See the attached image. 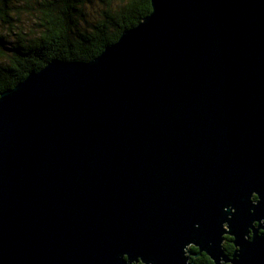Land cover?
Wrapping results in <instances>:
<instances>
[{
  "label": "water",
  "instance_id": "obj_1",
  "mask_svg": "<svg viewBox=\"0 0 264 264\" xmlns=\"http://www.w3.org/2000/svg\"><path fill=\"white\" fill-rule=\"evenodd\" d=\"M151 9L0 94V264H264V0Z\"/></svg>",
  "mask_w": 264,
  "mask_h": 264
},
{
  "label": "trees",
  "instance_id": "obj_2",
  "mask_svg": "<svg viewBox=\"0 0 264 264\" xmlns=\"http://www.w3.org/2000/svg\"><path fill=\"white\" fill-rule=\"evenodd\" d=\"M151 10V0H0V94L53 60L92 61ZM21 15H35L36 31Z\"/></svg>",
  "mask_w": 264,
  "mask_h": 264
},
{
  "label": "flooded vegetation",
  "instance_id": "obj_3",
  "mask_svg": "<svg viewBox=\"0 0 264 264\" xmlns=\"http://www.w3.org/2000/svg\"><path fill=\"white\" fill-rule=\"evenodd\" d=\"M255 226H257V225L255 224ZM258 233L259 234L262 233V230H259ZM251 236H252V234H250V237ZM232 240H233V238L231 236L224 235V241L222 243V247H223V250H224L225 254L227 255V257H231L234 254V252L236 251V247L232 243ZM190 248H191L190 250L194 254H196V256H194V257L191 258L190 262L192 264H206L205 262H203V259L202 258L204 256H206V257H208V256L205 253L198 254V249L195 248L194 246H191ZM210 261H211L212 264H214V262L211 259H210ZM226 264H229V263H226Z\"/></svg>",
  "mask_w": 264,
  "mask_h": 264
},
{
  "label": "rangeland",
  "instance_id": "obj_4",
  "mask_svg": "<svg viewBox=\"0 0 264 264\" xmlns=\"http://www.w3.org/2000/svg\"><path fill=\"white\" fill-rule=\"evenodd\" d=\"M34 16L33 15H21L20 17V21L22 22L21 26H23V29H25V31H28V30L36 31L37 19ZM18 28L20 29V26Z\"/></svg>",
  "mask_w": 264,
  "mask_h": 264
}]
</instances>
